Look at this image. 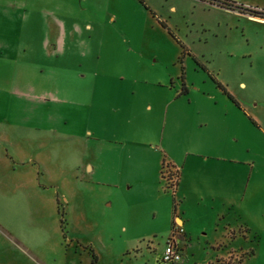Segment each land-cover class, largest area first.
Listing matches in <instances>:
<instances>
[{"label": "rangeland", "instance_id": "1", "mask_svg": "<svg viewBox=\"0 0 264 264\" xmlns=\"http://www.w3.org/2000/svg\"><path fill=\"white\" fill-rule=\"evenodd\" d=\"M171 1L175 12L164 0H0V25L35 29L20 33L22 58L0 63L30 82L23 97L9 85L0 112L66 123L0 125V264H264V17L201 24L189 1ZM56 24L66 34L54 56L40 43ZM73 122L95 132L92 177L76 167ZM169 161L182 173L174 193ZM180 229L181 259L165 263Z\"/></svg>", "mask_w": 264, "mask_h": 264}, {"label": "crops", "instance_id": "2", "mask_svg": "<svg viewBox=\"0 0 264 264\" xmlns=\"http://www.w3.org/2000/svg\"><path fill=\"white\" fill-rule=\"evenodd\" d=\"M164 1H166L167 3V10L169 12H175L178 10L179 4H176L172 1L171 2H167V0H164ZM187 1H189L190 3L189 4L190 7L188 9L189 14L199 19L201 24L205 23L204 18L206 14L212 15L215 17L221 16V15H225L226 17L230 15H247L246 12H239L236 10H230V9L221 7L217 5L216 3H214L213 0H209V1L187 0ZM233 1H235L237 4H241L244 7H251V8H257V9L260 7L261 8L263 7V6H260V4H257V1L259 0H233ZM115 17L116 16L114 14L111 15V19L112 18L114 19ZM88 25L90 26V24ZM43 29L42 30L36 29V30L45 32L46 28L45 30ZM54 29H55L54 31L55 36L53 37L48 36V35L43 36L41 40L42 42L40 44L43 46V51H47L48 55L54 54V56H56L57 54H62L65 50V40L61 39L62 37L61 33H63V37H64L66 34V30L64 26L61 25L59 27V25L57 24L56 26H54ZM34 30H35L34 26H29V25H22V26H17L13 24H6V25L1 24L0 25V58L2 60V62H0L2 64L1 66H3L5 62H8V63L11 62L14 64L17 61L16 59H19L20 57L22 58L24 56L22 52L27 50V46H24L22 44V41H21L22 36L20 35V33L32 32ZM21 47L23 49H21ZM21 63H24V61H21ZM2 75L3 74L0 75V96L8 95L9 90H12L11 88H9V85H15L17 86V89H16L17 95L19 97H23L22 95L23 91L18 92V87L22 85H18V83L25 82L23 85H26L27 83L30 85L28 73L19 71L16 75H13L12 77H9V73L7 72L4 73L3 76ZM183 85L187 91L185 83ZM104 91L106 92L108 90L105 89ZM112 93L115 97L118 96L117 90H114ZM148 106L150 107V104H148ZM6 115L7 114L0 112V125L2 126H7V125H9L10 127L21 126V127H24V128L26 127L29 129H34V128L44 129L48 127V129H53L55 133H57L58 131L64 132L63 126L66 125V123H58V121L56 122V119L60 118V116L56 114V111H54L53 123H35V122H30L29 120L24 121L25 123L23 121L22 123H19V122L16 123L17 121L8 119ZM114 123H121V122H114ZM88 124L89 123H76V122L70 123L69 125L70 135L69 134L68 135L72 138V141H74L73 143H78L79 145H81L80 146L81 148L79 149H81L82 152L80 153V158L76 164V167L82 168V171L85 174L92 177L96 173L99 164H97V162L94 161L95 158L92 160V158L88 154H86L88 151H91V149H93V145L90 140L93 139L92 136L95 134V132H93V130L88 127ZM215 124L216 123H211L212 128L210 129V135H211L212 141L214 140V137H215V129L213 126ZM199 125L203 126L205 125V123H199ZM107 135H111V133L109 132L107 133L106 131L105 132L100 131V134L98 137L100 138L102 137L104 139L111 138L110 136H107ZM215 157L216 156H213L212 153L208 152L207 154H205L204 157L202 155V160L204 162H208L209 160H212V159L214 160ZM172 162L170 163H172L176 168H178V162L176 163L174 161ZM179 173L181 176L179 175L178 183L176 185L177 189H178V186H180L182 182V173L180 172V170H179ZM210 174L212 176L219 175V173H215V170H211ZM174 219L177 224L181 225V227L184 225L183 220L177 215H175ZM178 221L180 223H178ZM184 232H185V229H183V233Z\"/></svg>", "mask_w": 264, "mask_h": 264}, {"label": "trees", "instance_id": "3", "mask_svg": "<svg viewBox=\"0 0 264 264\" xmlns=\"http://www.w3.org/2000/svg\"><path fill=\"white\" fill-rule=\"evenodd\" d=\"M214 3L217 5L224 7L226 9L234 10L237 9L238 11L246 12L254 16H259V17H264V10H260L257 8H251V7H244L241 4H237L233 0H213ZM220 85V84H219ZM182 90L186 91L184 85L182 86ZM179 169L176 168L172 163L170 162H163L161 165V176L165 180V184L167 188H172V191L174 193L175 187L178 183L179 179ZM176 209V201L175 198H173V213L175 212ZM174 217L175 215L173 214L172 220H171V227L174 230ZM173 235V233H172ZM96 261V256L93 254L92 262L95 264Z\"/></svg>", "mask_w": 264, "mask_h": 264}, {"label": "built area", "instance_id": "4", "mask_svg": "<svg viewBox=\"0 0 264 264\" xmlns=\"http://www.w3.org/2000/svg\"><path fill=\"white\" fill-rule=\"evenodd\" d=\"M182 233V229L176 231V235H172L166 243L164 252L162 255L163 262L176 263L181 259V250L176 243V236Z\"/></svg>", "mask_w": 264, "mask_h": 264}]
</instances>
